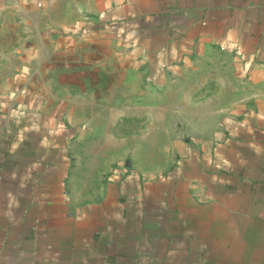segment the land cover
Returning <instances> with one entry per match:
<instances>
[{"label":"crops","instance_id":"crops-1","mask_svg":"<svg viewBox=\"0 0 264 264\" xmlns=\"http://www.w3.org/2000/svg\"><path fill=\"white\" fill-rule=\"evenodd\" d=\"M102 8L152 71L222 51L248 78L225 82L193 116L219 125L177 145L160 171L116 159L115 144H90L72 119L8 107L0 95V264H264V0Z\"/></svg>","mask_w":264,"mask_h":264},{"label":"rangeland","instance_id":"rangeland-1","mask_svg":"<svg viewBox=\"0 0 264 264\" xmlns=\"http://www.w3.org/2000/svg\"><path fill=\"white\" fill-rule=\"evenodd\" d=\"M5 1L0 95L9 98L8 107L72 119L89 131L90 144H115L116 159L146 171L170 167L177 145L207 139L219 122L193 116L208 112L225 82L248 78L242 62L222 51L150 70L106 26L104 0Z\"/></svg>","mask_w":264,"mask_h":264}]
</instances>
